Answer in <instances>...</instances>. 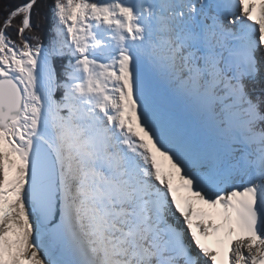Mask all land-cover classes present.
<instances>
[{"label":"snow or ice","instance_id":"1","mask_svg":"<svg viewBox=\"0 0 264 264\" xmlns=\"http://www.w3.org/2000/svg\"><path fill=\"white\" fill-rule=\"evenodd\" d=\"M0 264H264V0L5 10Z\"/></svg>","mask_w":264,"mask_h":264},{"label":"trees","instance_id":"2","mask_svg":"<svg viewBox=\"0 0 264 264\" xmlns=\"http://www.w3.org/2000/svg\"><path fill=\"white\" fill-rule=\"evenodd\" d=\"M22 2L23 0H0V19H2L5 10H10L11 8H14L17 4ZM46 25H47V20L45 21V27Z\"/></svg>","mask_w":264,"mask_h":264}]
</instances>
